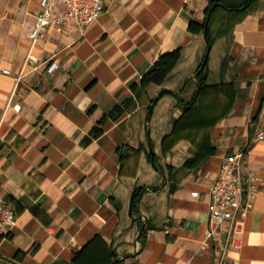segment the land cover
<instances>
[{"label":"crops","instance_id":"1","mask_svg":"<svg viewBox=\"0 0 264 264\" xmlns=\"http://www.w3.org/2000/svg\"><path fill=\"white\" fill-rule=\"evenodd\" d=\"M208 6L115 0L85 32L71 21L34 44L39 0H0V195L19 218L0 235V264H218L225 232L222 245L201 249L208 193L222 158L238 150L259 192L233 222L243 245L224 264H264V0L213 28L226 31L210 49L212 86L193 112L206 122L179 131L164 153L184 108L165 94L150 114L163 89L185 86L186 100L197 91ZM176 49L167 80L142 85L157 57ZM53 60L59 67L50 73ZM116 106L122 114L102 121Z\"/></svg>","mask_w":264,"mask_h":264},{"label":"built area","instance_id":"2","mask_svg":"<svg viewBox=\"0 0 264 264\" xmlns=\"http://www.w3.org/2000/svg\"><path fill=\"white\" fill-rule=\"evenodd\" d=\"M115 0H39L40 11L37 22L31 30L30 38L34 44H41L50 28L61 29L71 21L82 31L95 22L106 11L107 5ZM59 67V61L53 60L47 67L50 73ZM10 73L9 69L3 70ZM20 109V106H16ZM264 138V131L259 132ZM245 150L225 155L222 158L217 177L210 186L208 209L210 212L209 229L201 249L212 247L214 242H222V233L227 234L225 245L217 250L218 264H224L231 248L240 249L242 240L235 236L233 222L238 215H245L251 200L258 194L257 177L253 172L244 170ZM194 197L198 191L192 192ZM18 215L12 206L0 195V235L11 230L18 221ZM227 225H224L225 223Z\"/></svg>","mask_w":264,"mask_h":264},{"label":"trees","instance_id":"3","mask_svg":"<svg viewBox=\"0 0 264 264\" xmlns=\"http://www.w3.org/2000/svg\"><path fill=\"white\" fill-rule=\"evenodd\" d=\"M255 0H245L241 5H229L225 3L223 0H209V6L206 11V20L202 24V28L206 27V39H207V51L206 54H209L211 47L214 44V41L217 37L221 36L225 33L226 30H222L221 27L225 24L226 20L229 18L232 19V16L228 15V12L233 11H241V8L245 7V11L250 9ZM221 24L220 29L217 32H213V28L217 25ZM215 33V34H214ZM204 56V59H205ZM181 58V49H176L170 52L161 53L155 62L151 65L148 71L143 75L141 79L142 85H148L150 83L162 85L170 73L177 65ZM209 58V57H208ZM202 61L200 67L198 68V76H197V84L198 89L195 92L193 98L190 100H186L181 97V93L185 91L186 87H182L179 91H173L168 89H163L159 96L152 99L150 104V111L153 112L155 105L158 103L159 99H161L165 94L175 95L180 101V105L184 108L183 115L174 122V126L172 131L165 135L163 138V146L164 153H167L168 149L172 148L175 141L179 138V131L188 129L192 126H200L206 121L196 117L193 112L199 106V102L201 100V96L203 93L209 89L212 85L207 83V77L209 72V59L206 61ZM123 112L122 106H116L110 113L105 115L102 118V121L107 117L118 118ZM167 140L170 141V144L167 146ZM151 161L157 163V156L154 152L148 156ZM158 189L157 187H155ZM146 187H139L133 194L132 207L134 214L140 213V202L145 191ZM108 264H118L117 260H110Z\"/></svg>","mask_w":264,"mask_h":264},{"label":"water","instance_id":"4","mask_svg":"<svg viewBox=\"0 0 264 264\" xmlns=\"http://www.w3.org/2000/svg\"><path fill=\"white\" fill-rule=\"evenodd\" d=\"M206 27H207V25H206ZM208 57H209V54H207V55L205 56L204 61L208 60ZM198 75H199V74H198V72H197V73H196V77H197ZM150 114H151V111H150ZM150 114H148V115H149V119H150V117H151ZM151 151L154 152L152 147H151ZM138 188H139V187H137V188L135 189V191H136ZM131 214L133 215L132 207H131ZM140 217H141V216H139V218H140ZM144 228H145V224H144L143 227H142V232L144 231Z\"/></svg>","mask_w":264,"mask_h":264}]
</instances>
